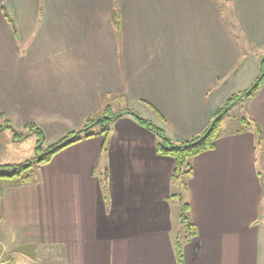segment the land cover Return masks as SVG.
Instances as JSON below:
<instances>
[{
  "label": "crops",
  "instance_id": "1",
  "mask_svg": "<svg viewBox=\"0 0 264 264\" xmlns=\"http://www.w3.org/2000/svg\"><path fill=\"white\" fill-rule=\"evenodd\" d=\"M2 4L0 127L11 129L0 131V166L35 156L30 126L42 131L41 145H53L120 97L171 141L186 142L255 83L264 61V0ZM244 99L248 118L239 122L255 125L260 141L220 134L192 159L183 195L197 235L182 264H264V81ZM103 145L101 135L83 137L33 178L0 180L1 229L8 236L10 227L18 246L63 242L68 264H177L173 159L158 155L154 134L130 116L112 123L102 153Z\"/></svg>",
  "mask_w": 264,
  "mask_h": 264
},
{
  "label": "trees",
  "instance_id": "2",
  "mask_svg": "<svg viewBox=\"0 0 264 264\" xmlns=\"http://www.w3.org/2000/svg\"><path fill=\"white\" fill-rule=\"evenodd\" d=\"M0 9L7 19L9 18L8 11L6 7L2 4ZM113 23L118 28V18L117 14L114 12L112 16ZM264 81V61L261 64L260 72L255 80V83L246 91L241 93L240 95L234 96L229 99L222 108H220L215 116L213 117L212 121L208 125V127L199 135L189 139L183 143H175L171 141L167 135L165 134L164 130L151 125L148 121L144 118L133 112L130 108H123L120 110L118 114L113 112L112 105L107 104L104 111L94 117L88 118L83 127L79 130L69 133L68 135L62 137L58 142L54 143L53 145L47 147L44 153L39 154L42 150L41 143L43 142V133L42 131L37 128L30 126V131H35L38 137V143L35 148L36 153L34 156V160H26L22 163L15 164V165H3L0 166V180L2 181H12L16 179H20L23 173H26L32 165L35 164H42L47 163L50 159L57 154L59 151L64 149L65 147L79 141L83 137H90L94 135H101L104 140V145L102 146L101 152H105V144L108 134L111 130V123H113L117 118L122 115L130 116L133 118L140 126L146 128L147 130L151 131L155 138H156V145L155 150L156 153L160 156L170 157L174 161V168L173 172L170 177V184H171V193L168 197V201L170 205L173 207H177V218H178V227L175 228L171 232V242L172 247L174 250V255L177 264H182V251L183 247L186 243L190 242L192 238L197 235L196 228L193 223L190 221L188 213L190 211V206L187 200L185 199L183 192L186 189V180L192 174V165L191 161L199 154L211 150L214 147L215 141L219 138L220 134L218 133V128L220 122L223 118L228 114L230 109L241 102L243 98H248L254 95L255 92L260 88V85ZM121 99L123 97H120ZM107 99V96L105 97ZM113 100L112 98L110 101ZM126 106V105H125ZM101 117L102 121L97 124L101 126V129L98 133L89 132V129L94 127L95 121L97 118ZM242 122L247 128H252L257 135V140L260 141V136L257 134V128L255 125H252L250 121L247 119H243ZM5 125L0 127V131L3 129H11L7 121H5ZM21 138H23L21 136ZM10 171V172H9ZM260 179H262L264 183V171L259 173ZM107 178L108 174L105 170L102 179L100 181V186L104 198L106 199V189H107ZM26 179V178H25ZM20 181H24L20 180Z\"/></svg>",
  "mask_w": 264,
  "mask_h": 264
},
{
  "label": "rangeland",
  "instance_id": "3",
  "mask_svg": "<svg viewBox=\"0 0 264 264\" xmlns=\"http://www.w3.org/2000/svg\"><path fill=\"white\" fill-rule=\"evenodd\" d=\"M245 101L238 102L235 104L229 111L230 118L227 120V118H224L219 125L218 133L219 134H227L231 132H252L253 135L255 134L254 130L252 128H247L246 126H242L239 122L240 118H248V114L246 112L245 108ZM122 99L118 98L117 101H115V104H113V112H116L118 114L121 109L123 108H129L128 106H125V104L122 103ZM133 110V109H132ZM137 112H140L138 107L135 109ZM136 111L133 110V112L136 113ZM137 114V113H136ZM124 116V115H122ZM121 117V116H120ZM148 121L147 119H145ZM229 121V122H228ZM112 125V123L110 124ZM153 125V124H152ZM101 129V126L95 125L91 129H89V132L92 133H98ZM257 135L255 134L254 137ZM51 145H42V150L39 154L44 153L47 147ZM33 156V155H32ZM31 156V157H32ZM30 157V158H31ZM29 160V159H28ZM30 160H34L31 158ZM22 163V162H21ZM19 164V163H18ZM15 165V164H11ZM10 172V171H9ZM39 172V165L33 164L30 170H28L26 173H23L21 175L20 179L12 180L14 182L20 181L27 178H33L34 175L38 174ZM175 214H177V207H174ZM177 221L176 219H172ZM1 221V219H0ZM4 230L1 229L0 225V264H68V258L65 256L66 253H64V243L61 242L58 245H49L45 244L42 246H35L34 242H31L29 240H26V242L22 243L20 246H18L17 241L15 239V242H13V237L11 235V229L9 227V233L8 236H6ZM27 247H24V246Z\"/></svg>",
  "mask_w": 264,
  "mask_h": 264
},
{
  "label": "water",
  "instance_id": "4",
  "mask_svg": "<svg viewBox=\"0 0 264 264\" xmlns=\"http://www.w3.org/2000/svg\"><path fill=\"white\" fill-rule=\"evenodd\" d=\"M101 121H102V118L99 117V118L96 119L95 124L97 125V124H99Z\"/></svg>",
  "mask_w": 264,
  "mask_h": 264
}]
</instances>
